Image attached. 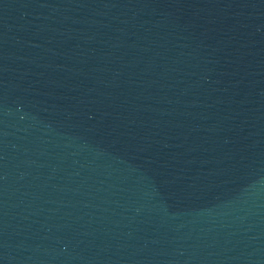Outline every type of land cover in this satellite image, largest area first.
<instances>
[{"label":"water","instance_id":"water-1","mask_svg":"<svg viewBox=\"0 0 264 264\" xmlns=\"http://www.w3.org/2000/svg\"><path fill=\"white\" fill-rule=\"evenodd\" d=\"M0 264H264V0H0Z\"/></svg>","mask_w":264,"mask_h":264}]
</instances>
